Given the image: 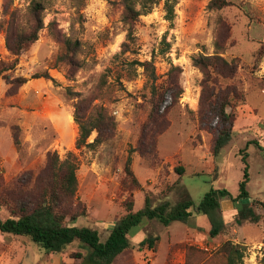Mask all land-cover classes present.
Masks as SVG:
<instances>
[{
	"label": "rangeland",
	"instance_id": "obj_1",
	"mask_svg": "<svg viewBox=\"0 0 264 264\" xmlns=\"http://www.w3.org/2000/svg\"><path fill=\"white\" fill-rule=\"evenodd\" d=\"M134 1L142 13L134 25V39L124 49L126 31L117 1L43 0V27L37 40L18 56L13 69L4 72L10 78L26 77L28 82L17 86L0 77V219L34 206L52 182L58 160L72 153L77 185L74 197L61 205L64 221L95 229L104 241L125 212L126 198L131 197L138 210L146 190L153 199L161 196L170 203L189 197L197 204L210 187H225L235 196L245 153L247 188L258 222L237 223L231 215L233 205L228 209L221 203L218 215L191 207L184 222L163 226L146 221L129 237L131 247L118 254L113 264H224L219 246L226 240L244 246L242 264H260L264 0H227L218 9L209 7L210 0H174L171 21L165 18L164 0ZM29 2L0 0V21L8 20L14 11L16 24L24 27ZM65 38L78 41L69 55ZM199 54L234 61L237 70L230 75L221 67V75L211 71L208 77L193 63ZM13 58L0 29V62L7 65ZM146 61L151 62L153 75L140 65ZM43 71L54 81L31 77ZM230 89L242 95L233 98ZM176 92L180 93L174 96ZM220 92L229 99L234 115L228 140L214 154L220 120L214 116L201 121L199 109L208 111L209 101L217 100ZM154 93L163 96L157 107L152 106ZM98 112L110 120L103 141L93 149L76 148L78 125L73 115L84 120ZM96 134L92 131L88 141ZM127 156L142 189H136L124 171ZM177 165L184 167L179 179L174 171ZM73 213L80 215L71 221ZM212 221L224 224L215 237L208 232ZM147 235L161 236L157 251L160 240L154 250L138 249ZM83 245L74 240L63 251L48 253L25 236L0 232V264H85L78 256L87 252Z\"/></svg>",
	"mask_w": 264,
	"mask_h": 264
},
{
	"label": "trees",
	"instance_id": "obj_2",
	"mask_svg": "<svg viewBox=\"0 0 264 264\" xmlns=\"http://www.w3.org/2000/svg\"><path fill=\"white\" fill-rule=\"evenodd\" d=\"M117 1L121 7V18L125 31L126 40L122 43V47L127 49L129 42L134 39V25L139 15L142 13L141 9L136 8L134 0H110ZM146 2L148 0H145ZM154 2L155 0H149ZM227 0H210V8H221L226 5ZM174 0H164L165 18L167 20L173 19ZM43 0H30L24 14L26 16L25 26H18L16 24V15L12 11L9 14L8 20L0 21V29H3L6 49L14 56L10 64H1L0 62V77L4 78L10 84L21 86L28 78L18 76L10 78L4 72L11 70L18 62V56L28 49L38 38V32L43 27ZM6 23V24H5ZM67 51L76 50L78 41H71L65 38L64 42ZM193 63L198 66L204 75L210 76V73H220V68H224L230 75H233L238 67L234 61L228 62L219 55H198L193 58ZM145 71H150L153 75L151 62H140ZM212 69V70H210ZM212 71V72H211ZM32 78L43 77L45 79L53 78L47 71L34 74ZM222 77H226L225 74ZM72 93L68 90V94ZM180 92H176V94ZM228 94L236 98L241 93L235 89H230ZM152 106L157 107L162 99V95H152ZM229 99L223 96V92L219 93L217 100L211 99L208 104V111L199 109L200 120L202 117L212 118L218 117L221 123V128L218 130V135L213 146V153L215 154L228 140L229 126L233 120V111ZM209 113L212 115L210 116ZM153 113H156L155 111ZM151 115V113H150ZM75 122L78 125V136L75 140V147H87L93 149L97 144L103 141L102 133H105L108 118L103 112H98L93 117H87L84 120L78 118L76 114L73 115ZM153 117V116H152ZM110 121V120H109ZM97 134L92 141H88L92 131ZM247 154L243 153L241 156L242 177L238 182V193L233 196L225 187H210V189L203 195L201 200L195 204L189 198H183L175 203H170L167 199L161 200V196L152 197L151 192L144 191L143 203L138 210L134 209V200L131 197L126 198L124 202V213L121 214L114 222L108 237L100 240V235L97 230L69 225L64 221L65 213L61 210L63 202L72 199L76 192L77 178L75 171L77 169L76 157L69 153L63 160H58L56 172L52 182H48L46 188L44 187L40 192V198L37 199L35 205L27 209H22L16 215L0 219V232L13 235L25 236L31 242L42 247L45 252H60L63 251L70 242L80 241L86 248L85 255L78 253V256L83 258L85 264H113L114 258L120 254L124 249L131 247L129 237L136 234L146 221L155 220L163 226H168L173 221L184 222L190 215V208L193 207L196 212L204 214L218 215L221 211L220 201L222 198H229L232 202L233 208L236 210L235 221L239 224L243 222H258L259 214L254 211L253 200L250 199V194L247 188V183L250 180L248 173V162L246 161ZM131 157L127 156L124 166L126 175L130 177L131 182L136 189H142L141 184L134 177L130 169ZM174 171L178 174V179L184 174V167L177 165ZM155 201H158L157 203ZM80 214H70V220L74 221ZM211 220L214 221L213 216ZM212 221V227L209 229V235L215 237L223 228L224 224L215 225ZM160 239L159 235H147L145 239L138 243V249L146 247L148 249H155V242ZM244 246L234 243L230 240L224 241L219 246V252L224 256V264H242L244 257ZM260 264H264V251L260 258Z\"/></svg>",
	"mask_w": 264,
	"mask_h": 264
},
{
	"label": "crops",
	"instance_id": "obj_3",
	"mask_svg": "<svg viewBox=\"0 0 264 264\" xmlns=\"http://www.w3.org/2000/svg\"><path fill=\"white\" fill-rule=\"evenodd\" d=\"M26 82H28V81H26ZM202 158V156L201 155H199V157H198V159H197V163H200V159ZM206 163V162H205ZM208 163L209 162H207V165H208ZM198 165V164H197ZM187 166H185V173H186V171H187V168H186ZM207 172L208 173H210V170H209V167L207 166ZM220 188V187H219ZM250 200V199H249ZM221 203H223V205H224V207H226V208H228V209H230V208H232V203L230 202V200L229 199H224L223 201H220V205H221ZM232 211V214L231 215H234L235 213H236V210H234V209H232L231 210ZM230 215V216H231ZM160 236V235H159ZM160 241H159V243H158V245H157V249H156V251L159 249V246L161 245V241H162V239H161V236H160V239H159ZM125 250V249H124Z\"/></svg>",
	"mask_w": 264,
	"mask_h": 264
}]
</instances>
